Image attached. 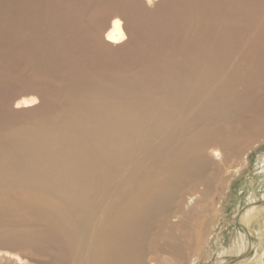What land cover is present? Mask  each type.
<instances>
[{
    "label": "bare ground",
    "instance_id": "obj_1",
    "mask_svg": "<svg viewBox=\"0 0 264 264\" xmlns=\"http://www.w3.org/2000/svg\"><path fill=\"white\" fill-rule=\"evenodd\" d=\"M262 138L264 0H0V264H179Z\"/></svg>",
    "mask_w": 264,
    "mask_h": 264
},
{
    "label": "rangeland",
    "instance_id": "obj_2",
    "mask_svg": "<svg viewBox=\"0 0 264 264\" xmlns=\"http://www.w3.org/2000/svg\"><path fill=\"white\" fill-rule=\"evenodd\" d=\"M245 154L217 186L212 214L194 221L181 238L188 247L179 264H264V138ZM26 255L29 264L41 263L35 254Z\"/></svg>",
    "mask_w": 264,
    "mask_h": 264
}]
</instances>
